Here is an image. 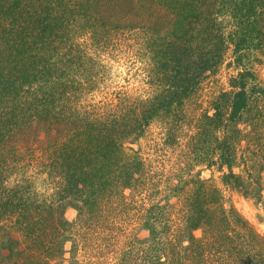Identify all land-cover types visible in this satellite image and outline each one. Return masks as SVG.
Wrapping results in <instances>:
<instances>
[{"label": "trees", "instance_id": "16d2710c", "mask_svg": "<svg viewBox=\"0 0 264 264\" xmlns=\"http://www.w3.org/2000/svg\"><path fill=\"white\" fill-rule=\"evenodd\" d=\"M118 32L130 34L138 44L135 58L142 56L141 47L146 42H163L165 50L158 63L164 70L158 75L154 72L158 53L152 50L150 72L157 83L156 88L152 86L150 99L102 102L92 120L78 115L66 134H62L63 124H54L53 131V125L42 124L70 121L75 117L72 110L79 107L77 103L74 109L70 106L73 94L67 84L74 81L64 78L60 67L83 66L81 63L89 60L83 46L106 48ZM159 43L154 48L160 49ZM263 47L264 0H0V223L9 219L6 221L11 225L4 226L10 237L0 244V264H20L21 260L23 264H49L62 253L60 248L37 253L30 247V240L42 232L40 225L28 218L27 199L32 195L28 184L32 180L22 176L28 184L18 190L7 186V174L22 167L25 155H34L36 151L31 149L40 148L45 154L38 169H50L49 173L57 170L66 186L80 185L90 193L107 185L124 189L135 186L142 163L137 156H127L124 147L139 140L144 124L170 112L171 106H179L180 92H195L203 77L220 69L230 51L234 63L240 65L246 51ZM183 70L189 74L180 91L177 80ZM249 77L248 72L240 71L231 78L232 91L223 94V102L218 99L213 103V114L204 115L199 126L197 142L202 139L203 145L198 148L196 143L198 150H192L195 163L208 168L217 165L219 171L226 168L223 185L244 191L245 196L255 195V187L261 191L263 175L257 171L263 166L259 155L251 157L253 152L248 151L237 158L241 147L238 125L255 119ZM95 83L93 78L79 82L81 103L87 102L85 96L91 93L85 92ZM158 85L163 87L159 95L155 92ZM257 92L264 93V89ZM123 158L132 161L128 165L133 168L123 167L126 175L115 173L111 182L107 169H120ZM238 167L248 176L234 172ZM190 183L193 188L182 236L189 243V264H264V237L249 228L233 208L224 207L220 189L206 186L198 173ZM151 219L142 229L149 231L151 236L146 241L154 248L161 234L157 230L154 233ZM13 226L26 240L30 238L26 248L12 235ZM198 230L204 234L196 239L194 232ZM156 255H147L144 264H160ZM181 259L177 258L176 264H186Z\"/></svg>", "mask_w": 264, "mask_h": 264}, {"label": "rangeland", "instance_id": "374dc122", "mask_svg": "<svg viewBox=\"0 0 264 264\" xmlns=\"http://www.w3.org/2000/svg\"><path fill=\"white\" fill-rule=\"evenodd\" d=\"M157 43L159 41L155 45L149 41L142 45V56L139 58L134 57L138 44L125 32L111 36L106 48L93 49L83 46V52L89 56L87 62L81 63L83 66L72 65L66 70L61 67L59 69L64 78L74 81L73 84H67L74 97H71V108L74 109L76 103L79 104L78 109L72 110L74 119L69 117L70 121H50L53 124H42L53 125L52 131L56 124H63L62 134H66L75 126L73 122L78 115L92 120V116L103 103H117L120 98H126L130 102L136 98L148 101L154 90L152 86L156 88L157 83L150 72L152 50L156 49L158 53L157 65L154 67V72L157 73L155 75L164 70L158 62L162 60L161 55L165 47L161 41L157 46L160 49L154 48ZM240 71L250 75L248 88L251 89L250 92H254L251 108L255 119L250 121L251 123L240 122L238 125L237 142L241 147L237 158L241 159L245 153L252 151L251 157L259 155L263 164L262 169L257 170L263 174L259 184L261 191L255 187L257 190H252L255 195L247 196L243 194L244 191L232 190L223 185L222 174L227 172L226 168L219 171L217 165L208 168L204 164L195 163L196 159L192 153L193 148L198 150L204 143L202 139L197 142L199 126L203 124L204 115L213 114L215 101L225 100L223 94L233 89L231 78L237 76ZM188 74L183 70L177 80L181 86L180 91L185 87L184 80ZM88 78H93L96 83L90 92H85L91 93L85 96L87 102L81 103L78 96L81 93L78 90L79 82ZM262 89L264 47L246 51L240 65L234 63L230 51L224 64L215 74L203 77L195 92H180L182 97L179 106H171L170 112H163L150 124H144L139 140L132 146L124 147L127 156H131V159L137 156L142 163L140 175H137V185L128 189L107 185L102 190L90 193L88 190L83 191L80 185L78 188L66 186L57 170L49 173L50 169H38V164L45 159V154L40 148L31 149L36 151L33 152L34 155H25L22 167L17 168L18 170L10 176L7 174V186L12 190H18L28 184L22 181V176L32 180V183L28 184L32 194L27 199L30 206L28 218L39 224L42 232L39 237L37 233L30 240L31 249L38 253L41 249L60 248L61 255L58 254L49 264H144L147 255L151 254H158L160 264H176L177 258H182L184 263L189 264V243L182 236L184 219L189 209V191L193 188L190 180L197 173L206 186L221 190L225 208H233L249 228L264 237V93L257 92ZM155 92L159 95L163 92V87L158 85ZM82 107L88 109L79 110ZM82 122L76 125L79 126ZM89 123L95 125L93 122ZM59 137L61 138V135ZM51 141L54 143L56 140ZM248 145L250 149L247 150ZM131 163L127 158L121 159L118 165L121 168L107 169V178L112 182L116 174L118 176L121 172L122 176L126 175L123 167L132 170L133 166L128 165ZM234 172L248 176L241 167L235 168ZM254 186L255 183L251 187ZM257 193L259 195H256ZM150 218L155 224L154 233L157 230L161 234L160 243H156L154 248L146 241L151 236L149 231L142 229ZM6 220L9 219L0 223V244L9 236L4 226L11 225ZM12 231V235L21 240L22 246L26 248L30 238L26 240L15 226ZM203 234V230L194 232L196 239L201 238ZM20 264H23V260Z\"/></svg>", "mask_w": 264, "mask_h": 264}]
</instances>
